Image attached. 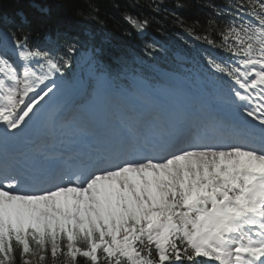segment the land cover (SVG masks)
<instances>
[{
    "label": "snow or ice",
    "instance_id": "1",
    "mask_svg": "<svg viewBox=\"0 0 264 264\" xmlns=\"http://www.w3.org/2000/svg\"><path fill=\"white\" fill-rule=\"evenodd\" d=\"M201 8L174 18L195 43L171 71L148 16L123 14L141 43L116 67L95 33L0 17V264H264V0ZM146 68L187 106L160 107Z\"/></svg>",
    "mask_w": 264,
    "mask_h": 264
},
{
    "label": "trees",
    "instance_id": "2",
    "mask_svg": "<svg viewBox=\"0 0 264 264\" xmlns=\"http://www.w3.org/2000/svg\"><path fill=\"white\" fill-rule=\"evenodd\" d=\"M216 2L222 3L223 0ZM181 3L183 7H177ZM204 3L206 0H163L166 10L151 13L146 8L133 7V0H0V17L13 18L21 13L29 21L42 20L44 26L38 33L34 32L35 39H42L49 32H65L70 36L95 33L98 42L101 39L107 41L103 46L102 62L116 67V58H131L133 50L141 43V38L124 22L123 14L132 12L148 16L152 23L145 38L156 40L167 48L154 63L163 70L171 71L176 68L174 54L183 55L187 50L183 43L186 40L184 32L174 23V18H182L189 24L195 19L203 20L206 9L201 5ZM92 11L99 22L89 15ZM144 72L147 81L150 75L157 76L152 68H146ZM44 264H50V259Z\"/></svg>",
    "mask_w": 264,
    "mask_h": 264
},
{
    "label": "rangeland",
    "instance_id": "3",
    "mask_svg": "<svg viewBox=\"0 0 264 264\" xmlns=\"http://www.w3.org/2000/svg\"><path fill=\"white\" fill-rule=\"evenodd\" d=\"M45 10V9H44ZM193 44H194V41L193 40H190ZM157 75H158V73H157ZM158 79V81H155V84H154V86H155V90H153V88H149L147 85V88L149 89V91L148 90H145V92H146V94H148V95H150L151 96V92L152 93H156V95H166V96H168L169 97V100L172 102V103H176L177 102V100H178V97H182V96H180L176 91H175V88H176V85H175V83H171V84H166V83H164L163 82V78L161 77V76H159L158 75V77H157ZM149 85V84H148ZM150 86V85H149ZM142 87H143V85H142ZM145 89V88H144ZM70 97H74L75 98V100L77 101V98H80L81 99V97L82 96H80V97H76V96H74V93L73 94H71L70 95ZM69 96L64 100V102L66 103V100L68 99V98H70ZM184 98V97H183ZM106 99H108V100H110V101H113L114 99H117V98H115V97H110V98H106L105 96H102V97H100V98H98L96 101H94L93 103H92V105L90 106L91 107V109L92 110H95L96 109V105L97 104H100L101 103V101H103V100H106ZM118 102L119 101H117L116 102V104H117V106H118ZM75 107V105H71V106H69L68 108L69 109H72V108H74ZM183 108V107H182ZM118 109V108H117ZM181 109V108H180ZM118 112V111H117Z\"/></svg>",
    "mask_w": 264,
    "mask_h": 264
},
{
    "label": "bare ground",
    "instance_id": "4",
    "mask_svg": "<svg viewBox=\"0 0 264 264\" xmlns=\"http://www.w3.org/2000/svg\"><path fill=\"white\" fill-rule=\"evenodd\" d=\"M189 39V38H188ZM189 40H191V39H189ZM195 43V42H194ZM143 87L145 88V90H146V86L145 85H143ZM162 98H165V99H169V97L168 96H166V95H162ZM187 99L186 98H183V97H178V100H177V102L175 103V104H173V105H169L168 104V102H167V104L166 105H168V106H170L171 108L169 109V111H174V109H179V108H181V107H183V106H185L186 104H187ZM160 107H161V105H159ZM147 110V109H146Z\"/></svg>",
    "mask_w": 264,
    "mask_h": 264
}]
</instances>
